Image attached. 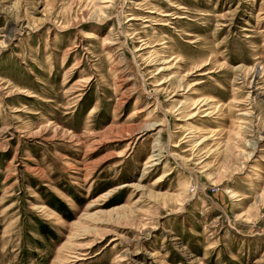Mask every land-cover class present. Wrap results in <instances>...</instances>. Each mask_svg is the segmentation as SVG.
Here are the masks:
<instances>
[{"label": "rangeland", "instance_id": "rangeland-1", "mask_svg": "<svg viewBox=\"0 0 264 264\" xmlns=\"http://www.w3.org/2000/svg\"><path fill=\"white\" fill-rule=\"evenodd\" d=\"M0 264H264V0H0Z\"/></svg>", "mask_w": 264, "mask_h": 264}]
</instances>
